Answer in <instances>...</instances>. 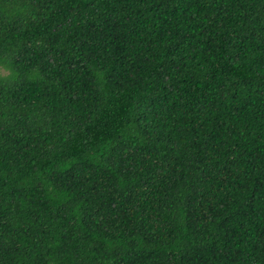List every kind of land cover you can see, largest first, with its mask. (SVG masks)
I'll list each match as a JSON object with an SVG mask.
<instances>
[{"label":"trees","instance_id":"trees-1","mask_svg":"<svg viewBox=\"0 0 264 264\" xmlns=\"http://www.w3.org/2000/svg\"><path fill=\"white\" fill-rule=\"evenodd\" d=\"M0 264H264V0H0Z\"/></svg>","mask_w":264,"mask_h":264}]
</instances>
